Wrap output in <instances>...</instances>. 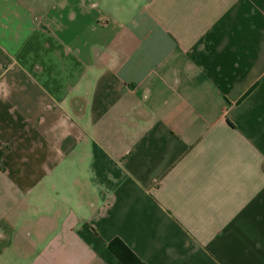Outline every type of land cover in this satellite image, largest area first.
<instances>
[{"label":"crops","instance_id":"0c3cea01","mask_svg":"<svg viewBox=\"0 0 264 264\" xmlns=\"http://www.w3.org/2000/svg\"><path fill=\"white\" fill-rule=\"evenodd\" d=\"M264 264V0H0V264Z\"/></svg>","mask_w":264,"mask_h":264},{"label":"trees","instance_id":"16d2710c","mask_svg":"<svg viewBox=\"0 0 264 264\" xmlns=\"http://www.w3.org/2000/svg\"><path fill=\"white\" fill-rule=\"evenodd\" d=\"M107 247L123 264H143V261L119 237H113L107 242Z\"/></svg>","mask_w":264,"mask_h":264}]
</instances>
